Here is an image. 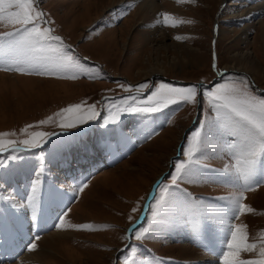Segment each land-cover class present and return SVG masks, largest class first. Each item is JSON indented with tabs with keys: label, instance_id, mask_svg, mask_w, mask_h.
<instances>
[{
	"label": "rangeland",
	"instance_id": "rangeland-1",
	"mask_svg": "<svg viewBox=\"0 0 264 264\" xmlns=\"http://www.w3.org/2000/svg\"><path fill=\"white\" fill-rule=\"evenodd\" d=\"M158 4L159 12L143 17L135 14V0H39L40 9L54 21V34L62 37L68 51L74 52L84 67L77 79L0 71L7 76H0V134H10L3 140L69 130L59 126L63 117L57 114L63 109L83 104L95 105L98 111L104 95L113 97L102 101L101 118L87 134H57L42 149L22 153L21 163L0 170V251H10L0 253V259L6 255L0 264H21L34 250L43 255L37 264H126V260L134 264H223L230 239L226 225L231 218L223 223L221 219L231 205L219 198L239 195L244 182L218 171L228 162L226 155L205 160L208 168L217 171L200 169L193 182L181 183L179 190L171 184V175L173 165L185 159L181 153L187 139L214 116L203 93L226 82L220 78L221 72L248 81L249 75L264 90V51H259L262 32L258 23L264 20V0H158ZM246 10L251 11L250 17ZM164 14L170 17L167 23ZM8 30L0 24V32ZM144 82L150 88L136 92ZM199 82L208 85L201 87L195 105L172 104L150 114L124 112L127 106L123 100L133 103L130 98L139 96L136 103L143 105L160 83L189 87ZM120 84L131 86V91ZM251 90L264 97L252 84ZM26 128L27 133L22 131ZM149 132L152 135L146 138ZM163 173L143 223L131 232V242L124 247L126 227L139 217L153 183ZM37 179L38 211L34 217L27 205ZM255 179L264 180V162L258 166ZM183 193L203 200V211L217 215L194 227L182 202ZM160 197L167 201L163 208ZM243 197L242 203L254 212L241 214L235 223L246 226L249 242L258 247L242 258L259 259V245L264 243V183L244 191ZM78 202L81 204L76 209ZM133 208L138 211L133 213ZM28 212L31 218H26ZM52 214L55 218L58 215L57 221L46 224ZM61 217L63 224L57 228ZM26 222L33 230L28 231L22 249L17 241L24 238L17 223ZM40 222L49 226L35 233ZM84 224L93 228L78 227ZM55 231L66 239L39 243L38 239ZM133 233L144 238L137 239ZM31 243L37 247L29 251ZM131 249H135L134 254Z\"/></svg>",
	"mask_w": 264,
	"mask_h": 264
},
{
	"label": "snow or ice",
	"instance_id": "snow-or-ice-1",
	"mask_svg": "<svg viewBox=\"0 0 264 264\" xmlns=\"http://www.w3.org/2000/svg\"><path fill=\"white\" fill-rule=\"evenodd\" d=\"M169 18L168 14H164L165 23ZM53 23L54 21L48 19L47 14L40 9L39 0H0V24L10 29L0 32V71L77 79L84 66L74 52L68 51L69 46L62 37L54 34L51 27ZM176 39L179 40L180 37L177 36ZM213 68H216L215 63ZM219 75L226 82L203 93L214 116L211 120H206L200 131L187 139V147L181 153L185 159L173 165L175 171L171 175V184L179 190L181 183L193 182L200 169L208 172L217 171L208 168L204 161L226 155L228 162L218 171L224 176L234 177L244 183L239 195L219 198L229 201L231 205L227 212L222 214L221 219L223 223L225 218H231V222L226 225L230 239L226 241L227 251L223 254V264H264V243L259 245V259L242 258L244 253L255 252L258 245L249 242L246 226L235 223L241 214L254 212V209L242 203L243 192L252 191L258 184L264 183V180L255 179L258 166L264 162V97L252 92L251 84L246 77L226 76L223 72ZM120 87L131 91V86L126 88L124 84H120ZM201 87L197 85L173 87L167 83H160L143 105L136 103L139 96L130 98L133 103H129L127 99L123 100L122 104L127 106L124 112L150 114L172 104L195 105ZM149 88L150 84L144 82L136 87V91L142 93ZM112 103H115L114 99ZM57 115L63 117L59 120L61 128L72 129L96 119L99 113L95 105L84 107L83 104H76L68 106ZM112 122H117L115 116ZM22 131L27 133V128ZM6 135L10 134H0V154H5L4 159H0V170L7 169L14 163H21L22 153L42 147L47 143L46 137L52 134L34 132L28 134L29 138L19 141H5L3 136ZM151 135L149 132L146 138H150ZM39 183V179L33 183L31 195L28 197L27 206L31 208L34 217L38 211ZM86 186L81 185L79 190L83 191ZM176 198L174 196V199ZM181 198L188 210L190 222H193L196 228L200 226L199 221L212 219L217 215L215 212L203 211L205 202L195 200L190 193H183ZM166 204L167 201L160 197L159 205L163 208ZM136 211L138 208L132 209L133 213ZM129 221H132L131 215ZM62 224L63 217L59 218L56 227L60 228ZM78 227L89 230L93 228L89 224ZM128 231L131 232L132 229ZM133 234L137 239L144 238L140 234ZM124 239L127 240L128 237L125 236ZM261 239L264 240V234L261 235ZM36 247L35 243H31L28 250L32 251ZM130 252L134 254L135 249H131ZM126 264H134V261L126 260Z\"/></svg>",
	"mask_w": 264,
	"mask_h": 264
},
{
	"label": "bare ground",
	"instance_id": "bare-ground-1",
	"mask_svg": "<svg viewBox=\"0 0 264 264\" xmlns=\"http://www.w3.org/2000/svg\"><path fill=\"white\" fill-rule=\"evenodd\" d=\"M135 2L138 4L137 5V11L135 12V14L137 15V14H140V15H143V17H147V13H151L152 15L151 16H153V15H155L157 12H159V4H158V0H135ZM168 4V3H167ZM162 6H160V7H163V4H161ZM174 5V4H173ZM175 6V5H174ZM254 8H256V7H254ZM263 8V6H261L260 7V10ZM174 12H177L180 16L182 15L181 14V11H180V9H175V11ZM246 12H248L249 14H247L246 16H248V17H250L251 16V11H249V10H246ZM246 12H243V14L245 15V13ZM259 23V29H260V31L262 32V34L260 35V41H259V51L260 50H262V52L264 51V20H262V21H260V22H258ZM160 67V66H159ZM153 73V72H152ZM0 76L1 77H7L6 75H3V74H0ZM14 78H18V79H23V80H26V79H30V80H33V78H22V77H15V76H13ZM35 80H37V79H35ZM42 81H44V80H42ZM45 81H47V80H45ZM49 82H56V81H51V80H48ZM60 84H65V85H71L70 83H67V82H60ZM131 159V158H130ZM95 182H96V180L94 179V181L92 182V186L90 187V189L93 187V185L95 184ZM89 191V190H88ZM88 191H86V192H84L85 194L83 195V197H85V195L87 194V192ZM79 204H81V202H78V204L76 205V209H78V206H79ZM61 207V206H60ZM30 215H31V213H27L26 214V218H27V216H29L30 217ZM55 215L56 214H52V215H50V216H47V218L48 217H50V221H49V223H48V221L47 220H45V221H43L42 220V222H44V223H46V221H47V223L46 224H49L50 225V223H51V220L53 219V220H56L55 219ZM52 216V217H51ZM31 218V217H30ZM38 222V221H37ZM42 222L40 223V226L39 225H37L36 226V228L34 229L35 231V233H37V232H40V231H45V229H46V227H48L49 225H46V224H42ZM53 222V221H52ZM52 225V224H51ZM41 226H42V229H41ZM38 230V231H37ZM23 234L25 235V232H23ZM72 236H74V235H72ZM18 238V237H17ZM55 239H57V240H62V239H66V238H64V236H62V234L60 233V231H55V232H53V233H51V234H48L46 237H42V238H40V239H38V241H39V243H44V242H52L53 240H55ZM4 240V237L2 238V241ZM18 240V239H17ZM49 240V241H48ZM1 241V244L4 246V244H3V242ZM17 242H20V240H18ZM26 242V241H25ZM25 242H20L21 244H19V246H23V245H25ZM38 243V242H37ZM9 244H12V243H9ZM15 244V243H14ZM13 246V245H12ZM18 246V247H19ZM9 249H7V250H5V248H2L1 249V251H0V253L2 252V251H5V254H7V252L6 251H8ZM9 253H10V251H8ZM42 257H43V255L41 254V253H38L37 251H35L34 250V252L33 253H31V254H28V255H26V256H24L22 259H21V264H37V262H39L41 259H42ZM3 258H5L6 259V255L5 256H2V259H0V260H4ZM12 258V257H11ZM40 262H42V261H40ZM15 264H20V263H15Z\"/></svg>",
	"mask_w": 264,
	"mask_h": 264
},
{
	"label": "water",
	"instance_id": "water-1",
	"mask_svg": "<svg viewBox=\"0 0 264 264\" xmlns=\"http://www.w3.org/2000/svg\"><path fill=\"white\" fill-rule=\"evenodd\" d=\"M244 74H245V73H244ZM245 75H247V74H245ZM247 77H248L249 81L251 82V84H252L254 87L257 88V90H260V91L264 92L263 89L259 88V87L253 82L252 78H251L249 75H247ZM181 82H182V81H181ZM206 85H208V84L203 83V82H199V84H198V86H206ZM136 92H137V91H136ZM111 97H113V95H109V94L107 95V94H106V95H104V96L101 98V103H100V106H99V109H98V113H99V115L97 116L96 119L91 120V121H89L87 124L82 125V126L76 128V129H72V130H57V131H54V132L51 133V134H52L51 136L46 137V139H47V143L43 144V146L40 147V148L32 149V150H30V151H34V150H37V149H42L44 146H46V145L52 140V138H53L55 135H57V134H59V133H69V134L81 133V134H83V133H85L86 131L91 130L92 127L95 125V123L99 120V118H100V116H101V114H102V107H103V106H102V101H103L105 98H111ZM190 127H191V126H190ZM190 127H189V128H190ZM186 132H187V131L184 132V134H183L184 136H183V137H185ZM180 145H181V142H180L179 146H180ZM164 176H165V173H163L161 176H159V177L155 180V182L153 183V185H152V187H151V190L149 191V193H148V195H147V198H146V200H145V202H144V206H143V208H142V211H141L139 217H138L133 223L129 224L128 227L125 229L126 235H127V237H128V242H130V236H131V232H132V231L130 232V231H128V230H129L130 228H131L132 230H134L135 228H137V227L139 226V224L141 223V221L145 218L146 213H147L148 208H149V205H150V202H151V200L153 199V197L155 196L156 189H157L158 185L160 184V182L162 181V179L164 178ZM128 245H129V244H126L124 247L127 248ZM119 251H121V249H120Z\"/></svg>",
	"mask_w": 264,
	"mask_h": 264
}]
</instances>
